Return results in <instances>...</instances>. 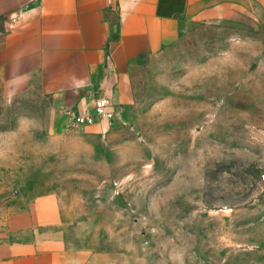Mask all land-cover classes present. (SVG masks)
<instances>
[{"label":"rangeland","instance_id":"rangeland-1","mask_svg":"<svg viewBox=\"0 0 264 264\" xmlns=\"http://www.w3.org/2000/svg\"><path fill=\"white\" fill-rule=\"evenodd\" d=\"M125 84L74 126L91 96L0 76V213L54 197L71 264H264V0L183 22Z\"/></svg>","mask_w":264,"mask_h":264},{"label":"crops","instance_id":"crops-1","mask_svg":"<svg viewBox=\"0 0 264 264\" xmlns=\"http://www.w3.org/2000/svg\"><path fill=\"white\" fill-rule=\"evenodd\" d=\"M257 1L0 0V76L88 94L84 108L95 93L123 90L132 62L176 43L183 22L219 20ZM60 219L52 196L0 213V264H71L55 236Z\"/></svg>","mask_w":264,"mask_h":264},{"label":"built area","instance_id":"built-area-1","mask_svg":"<svg viewBox=\"0 0 264 264\" xmlns=\"http://www.w3.org/2000/svg\"><path fill=\"white\" fill-rule=\"evenodd\" d=\"M111 3L114 0H106ZM114 102L107 95H97L93 98L91 104L84 108H79L78 112L72 118L74 126H93L103 121L112 122L116 117Z\"/></svg>","mask_w":264,"mask_h":264}]
</instances>
